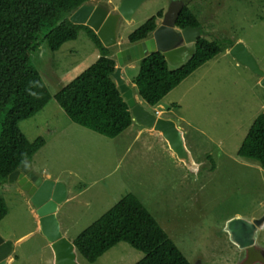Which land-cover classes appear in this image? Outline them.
<instances>
[{
    "label": "rangeland",
    "instance_id": "374dc122",
    "mask_svg": "<svg viewBox=\"0 0 264 264\" xmlns=\"http://www.w3.org/2000/svg\"><path fill=\"white\" fill-rule=\"evenodd\" d=\"M122 0H91L116 13ZM172 0H145L131 21L121 20L111 55L129 45L128 36ZM207 39L242 43L264 70V0H190ZM162 21V19L158 20ZM194 43L181 56L165 55L170 70L192 55ZM231 49V48H230ZM228 49L207 62L157 107L140 100L133 79L139 61L123 66L122 78L138 101L152 113L170 119L183 131L186 146L199 165L190 171L151 129L133 124L109 139L73 123L54 96L100 56L99 46L85 31L52 52L43 43L31 63L47 85L52 100L34 117L20 122L31 142L45 145L32 158L35 174L62 182L67 198L56 213L64 237H76L117 202L137 196L190 264H264V226L255 248L239 249L225 232L228 221L264 216V168L238 156L254 120L264 113L260 77L240 65ZM214 165V167H213ZM49 179V178H48ZM8 215L0 237L11 243L6 264H53V251L43 236L31 196L17 183L0 188ZM250 255V256H249ZM145 254L125 242L95 263L78 255L79 264H136ZM258 256V257H257Z\"/></svg>",
    "mask_w": 264,
    "mask_h": 264
},
{
    "label": "trees",
    "instance_id": "16d2710c",
    "mask_svg": "<svg viewBox=\"0 0 264 264\" xmlns=\"http://www.w3.org/2000/svg\"><path fill=\"white\" fill-rule=\"evenodd\" d=\"M90 1L0 0V188L25 160L30 165L46 143L42 137L31 142L19 126L52 100L47 85L31 63V54L43 43L57 52L65 43L76 40L82 30L99 46L98 60L54 96L73 123L109 139L117 138L133 124L130 107L113 78L117 68L111 58L113 49L104 47L88 26L69 20L72 13ZM163 14V10L159 11L129 34V43L149 38ZM197 15L186 6L176 21L180 30L199 27L202 31L194 42L193 54L184 64L170 70L161 52H153L139 61L133 84L140 100L149 107L159 106L194 72L236 44L207 39ZM238 156L264 168V113L254 120ZM7 215V202L0 193V222ZM121 242L145 254L136 264H190L133 194L123 197L73 241L78 255L89 263H95Z\"/></svg>",
    "mask_w": 264,
    "mask_h": 264
},
{
    "label": "water",
    "instance_id": "95a60500",
    "mask_svg": "<svg viewBox=\"0 0 264 264\" xmlns=\"http://www.w3.org/2000/svg\"><path fill=\"white\" fill-rule=\"evenodd\" d=\"M145 0H122L116 13H111L104 6L84 4L71 14L69 20L75 25H85L91 28L106 48L117 44V30L121 20L131 21L135 12ZM190 0H172L159 26L151 37L117 51L118 67L113 78L122 97L130 107L134 123L160 134L168 143L169 148L190 171H198L191 152L186 146L183 131L170 119L147 110L138 103L133 90L124 82L122 69L124 64L140 61L153 52H161L170 58L181 56L187 51V45L194 43L201 35L199 27L178 29L176 21L182 9ZM230 55L240 65L249 68L260 77L264 87V70L242 43H236L229 51ZM193 54V51L192 53ZM10 183H17L23 191L31 196L36 207L40 230L48 240L53 251V264H79L78 252L73 242L63 236L57 219L58 207L67 198V188L59 181L42 178L34 173L25 160L16 171L8 177ZM264 226V216L258 219L246 220L233 218L226 224L225 232L230 241L239 249L255 248L258 232ZM12 250L11 243L0 237V264H6ZM264 257V250H260ZM264 259V258H263Z\"/></svg>",
    "mask_w": 264,
    "mask_h": 264
},
{
    "label": "clouds",
    "instance_id": "9594fccd",
    "mask_svg": "<svg viewBox=\"0 0 264 264\" xmlns=\"http://www.w3.org/2000/svg\"><path fill=\"white\" fill-rule=\"evenodd\" d=\"M87 4H89V3H87ZM186 7V6H185ZM164 15V14H163ZM161 19H163V17L161 18ZM160 22L161 21H159V23H158V26H159V24H160ZM148 39V38H147ZM141 42V41H140ZM123 49V48H122ZM119 51V50H118ZM193 51V50H192ZM116 54V53H115ZM131 63V62H130ZM155 114H157L158 115V112H156Z\"/></svg>",
    "mask_w": 264,
    "mask_h": 264
},
{
    "label": "crops",
    "instance_id": "0c3cea01",
    "mask_svg": "<svg viewBox=\"0 0 264 264\" xmlns=\"http://www.w3.org/2000/svg\"><path fill=\"white\" fill-rule=\"evenodd\" d=\"M123 70V69H122ZM30 166V165H29ZM30 168L34 171V169L30 166ZM35 173V172H34ZM37 175V174H36ZM46 178H49L50 179V177L49 176H47Z\"/></svg>",
    "mask_w": 264,
    "mask_h": 264
},
{
    "label": "flooded vegetation",
    "instance_id": "af4514ba",
    "mask_svg": "<svg viewBox=\"0 0 264 264\" xmlns=\"http://www.w3.org/2000/svg\"><path fill=\"white\" fill-rule=\"evenodd\" d=\"M188 5H189V4H188ZM188 5H187V6H188ZM150 37H151V36H150ZM130 45H132V44H130V43H129V45H128V46H130ZM128 46H126V47H128ZM124 48H125V47H124ZM249 256H250V255H249ZM257 257H258V256H257ZM263 260H264V259H263Z\"/></svg>",
    "mask_w": 264,
    "mask_h": 264
}]
</instances>
